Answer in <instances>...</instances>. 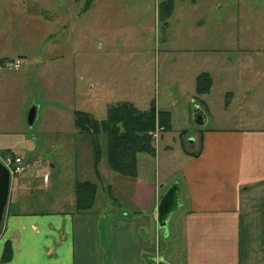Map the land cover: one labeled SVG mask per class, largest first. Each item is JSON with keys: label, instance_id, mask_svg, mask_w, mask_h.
Listing matches in <instances>:
<instances>
[{"label": "crops", "instance_id": "1", "mask_svg": "<svg viewBox=\"0 0 264 264\" xmlns=\"http://www.w3.org/2000/svg\"><path fill=\"white\" fill-rule=\"evenodd\" d=\"M39 3L40 0H0V62H21L17 71L0 66V152L9 151L29 160L37 157L41 143L34 144L22 135L17 140L10 139L13 125H21V110L36 104L29 96L32 86L27 81L38 72L44 92L53 91L56 81L41 78L42 68L71 56L59 51L50 36L34 38L33 46H29L33 37L26 39V30L42 31L49 26L48 17L56 18L60 11L57 6L53 12L43 9ZM184 3L182 0L176 7L173 0H166L162 4L167 8V25L176 16L179 20L175 25L183 26L186 12L200 16L195 24L201 33L187 42L176 36L178 44L198 45L191 56L198 67L192 76L193 104L201 108L206 123L231 126H201L195 133H188L193 136L191 142H164V132L160 138L162 149L156 145L153 158L157 162L159 152L165 156L163 183L157 178V165L153 174L152 157L148 155L138 157L135 179L111 172L107 165L102 166V159L97 181L92 155L91 160L89 154L85 159L89 153L85 151L84 175L89 179L92 175L93 179L87 181L99 186L93 208L86 213L74 211L75 183L72 195L69 190L55 198L56 211L38 212L31 210L32 198L36 197L38 203L43 200L34 191L35 181L26 179L25 173L10 178L0 230V264H264V257L258 256L264 254V32L260 28L264 24V0ZM222 22L224 37L204 36L205 27L216 29ZM179 49L182 55L192 51L185 46ZM201 74L210 77L211 87L207 94L198 95L195 83ZM217 87L225 103L221 115L215 118L209 98ZM251 93L257 94L252 97ZM250 99L262 101L256 107L260 111L252 117L238 111L245 102L249 105ZM12 103L17 105L13 124L5 119ZM162 111L169 112L173 123L172 112ZM189 120L193 123L192 110ZM45 165L44 161H34L28 173H38ZM55 167L49 163L44 172L54 171ZM47 185L43 193H48L49 182ZM171 187L176 188L175 202L160 242L157 211L162 196ZM107 202L112 204L107 207ZM5 243L11 247V257L2 261Z\"/></svg>", "mask_w": 264, "mask_h": 264}, {"label": "rangeland", "instance_id": "2", "mask_svg": "<svg viewBox=\"0 0 264 264\" xmlns=\"http://www.w3.org/2000/svg\"><path fill=\"white\" fill-rule=\"evenodd\" d=\"M164 1L166 0H93L92 7L90 5L89 8H83L84 0H40L39 5L43 9H50L53 12V7L57 6V10L60 11L56 13V18L48 17L49 26L41 29L42 31L34 28L26 30L25 38L33 37L29 46H33L34 38L40 40L50 36L55 39L53 42L59 51H65L67 55L69 52L71 56H67L63 62L55 61L51 66L42 68L41 78L45 81H56L53 91L44 92L40 79L38 80V72L29 77L27 83L28 86H32L29 96H32L39 106L32 105L36 108V118L29 126L27 115L30 109L29 107L22 109L21 125H13L11 129V140H17L22 135L31 139L34 144L41 143L37 157H32L31 160L16 155L24 160L22 174L25 173L29 181H35L34 191L39 193V197L42 195L41 203H38L36 197L31 199V210L56 211L55 198L64 196L69 190L72 195V186L76 179H93L92 173L91 179L84 175V152L89 151L85 159L89 154L91 160L92 150L89 137L76 134L72 119V112L75 110L88 112L100 121L106 118L107 107L111 104L128 102L144 111L151 102H154L156 111L158 107L161 111L169 110L173 114V123L169 114L170 129L163 135L164 142L178 143L180 140L191 142L193 137L191 134L199 128L189 120L190 110L194 107V97L191 94L194 87L192 76L198 72V67L192 63L191 56L198 45L192 42L178 44L177 37H184L187 42L191 40V36L201 33L195 24L200 20V16L193 11L186 12L183 26L175 25L174 22L179 20L176 16L167 25L164 19L167 8L162 4ZM173 3L178 7L182 0H173ZM185 3L190 4V0H185ZM191 8L193 7L189 6V9ZM220 25L216 29L205 27L204 36L224 37L223 22ZM260 28L264 32V24ZM255 29L254 27L250 31ZM183 46L192 51L182 55L179 48ZM31 56L33 57L32 54ZM0 66L8 70L4 63ZM14 84L18 85V81ZM218 89L219 87L209 98L215 118L221 115L222 105L225 103V97ZM255 95L251 93L252 97ZM249 102V105L246 102L241 105L238 111L252 117L255 111H260L257 108L262 101L257 103L255 99H250ZM16 110L17 105L14 103L8 106L5 118L7 122L16 120ZM231 111L234 110L231 108ZM157 126L162 127L156 117L152 132L156 131ZM219 126L231 124L209 122L201 128ZM164 132L163 128V131L158 133L156 141L149 135L154 149L157 145L161 151L160 138ZM188 133H191L190 136ZM57 134L61 137L54 138ZM100 144L105 148L104 137L100 138ZM185 146L184 143V148ZM190 146L192 145H188ZM6 155L0 152L2 158ZM153 158L151 170L153 174L156 173L157 165V178L159 177L163 183L166 173L163 167L165 156L159 152L157 162ZM102 159L101 164L106 167L105 156ZM40 160L46 165L41 167L38 173L36 171L28 173L36 166L31 167L32 162ZM49 163L55 164L56 169L44 172L49 168ZM17 176L20 175L11 179ZM47 182L50 188L48 193H43L42 189L47 188ZM165 189H162V193ZM97 199L99 202L100 196ZM110 203H106L107 207ZM13 208L12 205V210ZM157 229L161 242L164 228L157 226ZM153 237L156 238L154 231ZM258 256L263 258L264 254Z\"/></svg>", "mask_w": 264, "mask_h": 264}, {"label": "trees", "instance_id": "3", "mask_svg": "<svg viewBox=\"0 0 264 264\" xmlns=\"http://www.w3.org/2000/svg\"><path fill=\"white\" fill-rule=\"evenodd\" d=\"M92 2L93 0H84L83 8H89ZM210 87L211 79L207 74H201L196 78V94H207ZM154 105V102H151L147 110L141 111L128 102L111 104L107 107L106 118L100 121L88 112L79 110L72 112L76 134L85 135L90 139L92 168L97 181L100 180L98 167L104 156L107 168L111 172L131 179L137 177L139 155L155 157L149 133L155 128L156 117L165 132L170 129V121L169 112L156 111ZM101 137H104L105 148L100 144ZM3 154L15 156L9 151ZM98 187L97 183L87 180L75 182L74 211L77 214L86 213L93 208ZM10 257L11 247L9 243H5L1 260L7 261Z\"/></svg>", "mask_w": 264, "mask_h": 264}, {"label": "water", "instance_id": "4", "mask_svg": "<svg viewBox=\"0 0 264 264\" xmlns=\"http://www.w3.org/2000/svg\"><path fill=\"white\" fill-rule=\"evenodd\" d=\"M36 108L32 106L28 111L27 123L31 126L36 118ZM193 124L195 126L201 127L206 124V117L202 112L201 108L194 106L192 109ZM10 191V175L8 170L0 163V226L3 220L4 211L8 202ZM176 188L171 187L168 189L160 200V204L157 211V226L159 228H164L166 231V226L168 224V219L172 211L175 202ZM160 264V263H159Z\"/></svg>", "mask_w": 264, "mask_h": 264}, {"label": "built area", "instance_id": "5", "mask_svg": "<svg viewBox=\"0 0 264 264\" xmlns=\"http://www.w3.org/2000/svg\"><path fill=\"white\" fill-rule=\"evenodd\" d=\"M4 67L7 68L8 70H18L20 67V61L19 60H6L3 62ZM163 131L162 127L157 126L156 131L150 132L149 135L151 136L152 139L155 141L158 138V133ZM23 159L20 157L16 156H11V155H6L5 157L0 156V163L8 170L9 174L11 177L16 176V175H21L23 172Z\"/></svg>", "mask_w": 264, "mask_h": 264}, {"label": "bare ground", "instance_id": "6", "mask_svg": "<svg viewBox=\"0 0 264 264\" xmlns=\"http://www.w3.org/2000/svg\"><path fill=\"white\" fill-rule=\"evenodd\" d=\"M10 175V174H9ZM10 178H11V176H10ZM5 212V211H4ZM3 221V220H2Z\"/></svg>", "mask_w": 264, "mask_h": 264}]
</instances>
